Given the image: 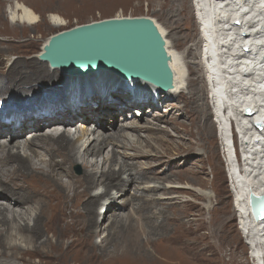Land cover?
I'll list each match as a JSON object with an SVG mask.
<instances>
[{
	"label": "bare ground",
	"instance_id": "6f19581e",
	"mask_svg": "<svg viewBox=\"0 0 264 264\" xmlns=\"http://www.w3.org/2000/svg\"><path fill=\"white\" fill-rule=\"evenodd\" d=\"M191 1L202 42L197 68L144 17L165 42L172 90L139 81L114 93L107 75L87 76L57 103L0 115V139L7 135L0 140V264H150L146 247L162 227L198 232L195 212H229V192L250 257L264 264V221H254L249 204L251 194L264 196V0ZM6 13L12 25L41 21L19 0ZM49 22L65 25L55 14ZM42 53L11 79L0 75V98L31 103L43 90L57 91L62 72L42 62Z\"/></svg>",
	"mask_w": 264,
	"mask_h": 264
},
{
	"label": "rangeland",
	"instance_id": "374dc122",
	"mask_svg": "<svg viewBox=\"0 0 264 264\" xmlns=\"http://www.w3.org/2000/svg\"><path fill=\"white\" fill-rule=\"evenodd\" d=\"M12 1L15 0H0V75L6 76L9 79L12 78L11 76H8L11 75V72L14 71L19 73L21 71V65L23 63L35 61L37 54L43 49L44 44L51 36L70 30L76 26L119 16L153 18L165 30L167 40L170 43L169 46L172 50H176L183 57L185 62H191L192 64L190 65H192V67H196L197 62L199 61L202 42L200 40L199 25L196 21V15L194 14V8L191 0H19L31 7L41 19L37 25L31 28L12 25L7 16L4 17V15H7L6 10L8 6L11 5ZM53 14L60 16L65 22V25L58 27L53 26L49 22V15ZM185 34L191 38H188L184 42L183 35ZM187 50H191L197 57L188 55ZM58 74L62 78L55 80V82L59 84L57 91L45 92V90H43L31 103L18 102L17 100L10 103L5 99L0 98V107H6L5 110L4 108H0V115L5 112H10L26 116L43 106L45 107L51 103H57L65 97L67 89L74 82L78 80H85L81 79V77L92 76V78H94L95 76L107 75L109 78L108 82H110V88L114 93L123 92L126 88H128V85L132 83L140 84V80L125 81L110 72H96L89 74L90 76L71 75L65 72ZM200 74H202L201 71ZM14 80L16 81V85L18 83L22 84L19 89L22 90V88H27V82L24 83L19 78H15ZM142 88L145 91H151L154 93L149 88H146L147 90L143 86ZM187 92L188 90H185V93ZM137 109L138 108L136 106H133L132 108H129L127 113L132 116V112ZM158 109L162 112V114H165L164 106H161ZM133 115L135 116L136 114L133 113ZM143 116H145V114ZM138 119L142 122H146V120H141L140 117H138ZM32 131L33 130L25 132L19 140H23L25 138L27 139L29 136L28 134ZM171 133L173 132L171 131ZM6 136L7 135L1 137L0 140L3 141ZM8 140L9 139L5 141ZM217 142H219V140H217ZM221 158L222 161L224 160L222 162V179L224 181H222L224 186L228 188L229 184L226 173L227 163L225 164L223 156H221ZM178 160L179 162L182 161L181 159ZM210 170V167H207L209 174L211 173ZM77 173H80L79 168L77 169ZM208 179L213 181V175H209ZM131 192L132 188L130 187L127 189L123 197L116 199V202H122L124 198H128V196H130ZM228 195L227 204L229 212H195V215H197L195 217L197 219H199V216L202 215V220L200 217L199 222L202 224V227L200 226L199 231L194 234H177L173 229H171L172 227H162L161 234L154 236L150 245H147L146 247L148 250L147 254L149 255L147 260L153 264H254L252 258L250 257L247 240L245 237L243 238L239 229L236 217L237 212H235L232 207L233 197L230 192ZM201 203L207 206V203ZM108 214L109 212H106L104 216ZM174 214L176 213L174 212ZM227 218L229 220H226ZM216 219L218 221H216ZM222 221L225 222L223 225H221ZM104 222L107 221L105 220ZM210 222L213 224V229L216 228L214 231L211 228ZM214 222L216 223L214 224ZM225 225L227 231L223 233L222 231H218L221 226L224 227ZM163 232L164 234H162ZM227 232L229 235H227ZM179 235L180 238H178ZM104 236L100 235V238H97L96 241L99 242ZM208 236H211V238ZM171 240L173 243L170 242ZM169 242L172 244H169ZM153 243L154 245H152ZM208 251L211 253L209 254ZM212 251L215 252L212 253ZM204 252H207V254ZM201 255L204 259L201 258ZM202 259L203 261H201ZM121 264L131 263L122 262Z\"/></svg>",
	"mask_w": 264,
	"mask_h": 264
},
{
	"label": "water",
	"instance_id": "95a60500",
	"mask_svg": "<svg viewBox=\"0 0 264 264\" xmlns=\"http://www.w3.org/2000/svg\"><path fill=\"white\" fill-rule=\"evenodd\" d=\"M164 46L151 20L115 17L51 36L40 60L67 74L110 72L125 81L140 80L168 92L173 89L174 75ZM249 204L254 221H264V196L251 194Z\"/></svg>",
	"mask_w": 264,
	"mask_h": 264
}]
</instances>
